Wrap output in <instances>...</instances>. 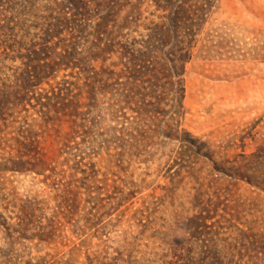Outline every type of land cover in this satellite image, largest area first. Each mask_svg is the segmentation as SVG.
Instances as JSON below:
<instances>
[{
	"label": "rangeland",
	"instance_id": "obj_1",
	"mask_svg": "<svg viewBox=\"0 0 264 264\" xmlns=\"http://www.w3.org/2000/svg\"><path fill=\"white\" fill-rule=\"evenodd\" d=\"M156 2L0 0V264H264V0Z\"/></svg>",
	"mask_w": 264,
	"mask_h": 264
},
{
	"label": "trees",
	"instance_id": "obj_2",
	"mask_svg": "<svg viewBox=\"0 0 264 264\" xmlns=\"http://www.w3.org/2000/svg\"><path fill=\"white\" fill-rule=\"evenodd\" d=\"M156 5L158 6V8L162 9V10H166L167 6V2H169L170 0H165V4L162 3V0H156ZM184 4V2H183ZM182 19L184 18L185 21H188L190 26H185V28L183 27V30H186V39L187 41H185V43L180 42V45H182L180 48L182 49L183 52V57H188V54L190 52V49L192 48L193 45V40H194V30H195V22L197 19V12H195L194 10H182ZM171 23L175 26L176 25V21H179L180 19L177 18V16L179 15L178 11L173 10L171 13ZM173 15V17H172ZM164 17H167L166 15Z\"/></svg>",
	"mask_w": 264,
	"mask_h": 264
}]
</instances>
